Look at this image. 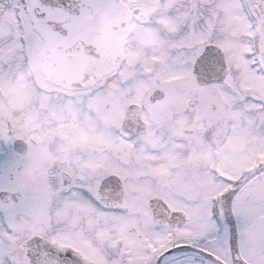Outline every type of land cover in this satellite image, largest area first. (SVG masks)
I'll return each mask as SVG.
<instances>
[{
  "label": "snow or ice",
  "instance_id": "obj_1",
  "mask_svg": "<svg viewBox=\"0 0 264 264\" xmlns=\"http://www.w3.org/2000/svg\"><path fill=\"white\" fill-rule=\"evenodd\" d=\"M236 7L181 0L172 17L176 62L194 73L222 66L198 101L206 127L225 137L212 163L178 167L167 185L130 174L104 205L90 186L37 175L23 145L0 135V264H264V84L232 76ZM62 12L46 0H0V83Z\"/></svg>",
  "mask_w": 264,
  "mask_h": 264
},
{
  "label": "flooded vegetation",
  "instance_id": "obj_2",
  "mask_svg": "<svg viewBox=\"0 0 264 264\" xmlns=\"http://www.w3.org/2000/svg\"><path fill=\"white\" fill-rule=\"evenodd\" d=\"M229 1L243 21L233 16L232 76L264 84V0ZM132 2L85 0L81 10V0H46L63 12L0 83V135L23 145L19 155L37 175L90 186L104 205L130 174L167 185L178 167L210 165L225 139L198 105L222 66L194 73L174 60L181 0ZM112 177L120 186L101 188Z\"/></svg>",
  "mask_w": 264,
  "mask_h": 264
},
{
  "label": "rangeland",
  "instance_id": "obj_3",
  "mask_svg": "<svg viewBox=\"0 0 264 264\" xmlns=\"http://www.w3.org/2000/svg\"><path fill=\"white\" fill-rule=\"evenodd\" d=\"M138 2H140V0H133L132 3H134V4H138ZM227 4H228V5H231V2H230L229 0H227ZM243 48H244V46H243Z\"/></svg>",
  "mask_w": 264,
  "mask_h": 264
},
{
  "label": "water",
  "instance_id": "obj_4",
  "mask_svg": "<svg viewBox=\"0 0 264 264\" xmlns=\"http://www.w3.org/2000/svg\"><path fill=\"white\" fill-rule=\"evenodd\" d=\"M203 67V66H202Z\"/></svg>",
  "mask_w": 264,
  "mask_h": 264
}]
</instances>
